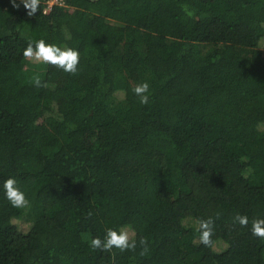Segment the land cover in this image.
Wrapping results in <instances>:
<instances>
[{"label": "trees", "instance_id": "1", "mask_svg": "<svg viewBox=\"0 0 264 264\" xmlns=\"http://www.w3.org/2000/svg\"><path fill=\"white\" fill-rule=\"evenodd\" d=\"M48 1L0 0V264H264V0ZM39 39L77 50V74L26 60ZM108 228L149 254L91 250Z\"/></svg>", "mask_w": 264, "mask_h": 264}, {"label": "clouds", "instance_id": "2", "mask_svg": "<svg viewBox=\"0 0 264 264\" xmlns=\"http://www.w3.org/2000/svg\"><path fill=\"white\" fill-rule=\"evenodd\" d=\"M10 2L14 8H19L20 4H22L29 17L35 15L40 10V0H20L19 4L16 3V0H10ZM22 54L28 61L51 65L63 70L65 73L75 75L78 72L80 55L77 50L70 47L61 48L55 44L46 43L43 39H39L35 42H29ZM30 82L37 88L45 86L39 75H33ZM132 92L138 97L140 104L147 105L150 102V87L147 82L136 84L133 86ZM3 190L5 198L12 207L24 209L30 206L25 193L17 186L15 178L10 177L6 179L3 182ZM87 216L91 217L92 213H87ZM219 216L220 213H216V218H219ZM233 223L241 227H247L249 220L246 215L237 213L233 217ZM214 229L215 220L212 217L198 221V239L205 247L212 246ZM251 235L264 240V219L256 218L252 220ZM138 246L140 248V256L149 254L150 243L148 239L141 236L137 240L135 233L125 228L119 230L108 228L103 239L100 237L92 238L89 245L93 251L111 252L115 248L121 253L135 251Z\"/></svg>", "mask_w": 264, "mask_h": 264}, {"label": "rangeland", "instance_id": "3", "mask_svg": "<svg viewBox=\"0 0 264 264\" xmlns=\"http://www.w3.org/2000/svg\"><path fill=\"white\" fill-rule=\"evenodd\" d=\"M30 63L36 64L37 68L40 70H46V69L50 70L51 73L53 74L54 81L58 82L59 76H58L56 67L51 66V65H47V64H43V63L32 62V61H30ZM24 227H26V224L24 225Z\"/></svg>", "mask_w": 264, "mask_h": 264}, {"label": "built area", "instance_id": "4", "mask_svg": "<svg viewBox=\"0 0 264 264\" xmlns=\"http://www.w3.org/2000/svg\"><path fill=\"white\" fill-rule=\"evenodd\" d=\"M58 2V0H49L48 1V8H50V6L53 4V3H56Z\"/></svg>", "mask_w": 264, "mask_h": 264}]
</instances>
